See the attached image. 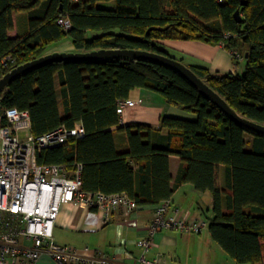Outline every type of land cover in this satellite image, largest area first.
I'll return each mask as SVG.
<instances>
[{
  "label": "trees",
  "instance_id": "obj_1",
  "mask_svg": "<svg viewBox=\"0 0 264 264\" xmlns=\"http://www.w3.org/2000/svg\"><path fill=\"white\" fill-rule=\"evenodd\" d=\"M244 1L169 0L167 10L164 0H0V79L65 39L82 53L168 56L164 40L222 44L236 62L237 54L244 58L242 73L189 67L241 116L264 125V0ZM23 12L29 31L11 38L14 14ZM61 16L70 18V30L57 24ZM136 88L160 94L197 119L163 117L159 130L120 126L119 102ZM0 106L28 111L37 137L82 123V138L45 149L38 162L69 171L81 165L89 193H126L140 207L156 206L175 193L170 159L180 157L176 186L191 183L213 196V240L238 264H264V135L235 123L177 70L130 58L52 62L13 80L0 94ZM115 127L126 131L128 150L118 151Z\"/></svg>",
  "mask_w": 264,
  "mask_h": 264
},
{
  "label": "built area",
  "instance_id": "obj_2",
  "mask_svg": "<svg viewBox=\"0 0 264 264\" xmlns=\"http://www.w3.org/2000/svg\"><path fill=\"white\" fill-rule=\"evenodd\" d=\"M57 24L65 31L73 26L67 16L59 17ZM131 104L129 100L119 102L120 125ZM31 127L28 111L0 106V264H40L44 255L57 264H116L101 254L89 256L88 248L79 250L55 241L54 229L62 207L74 204L95 209L107 223L115 209L125 208L132 213L140 205L126 193L84 191L81 165L69 171L60 165L39 164L38 156L45 149L82 138L86 131L81 123L73 128L63 125L38 137L32 134ZM22 132H28L27 137L22 138ZM207 227V222L199 218H185L171 200L156 205L149 233L139 243V264H160L158 258H148L157 232L200 234Z\"/></svg>",
  "mask_w": 264,
  "mask_h": 264
},
{
  "label": "crops",
  "instance_id": "obj_3",
  "mask_svg": "<svg viewBox=\"0 0 264 264\" xmlns=\"http://www.w3.org/2000/svg\"><path fill=\"white\" fill-rule=\"evenodd\" d=\"M164 3L169 5V0H164ZM28 31L29 15L24 12L15 13L14 29L9 32V36L17 38ZM161 43L167 52H177L179 61L187 66L207 67L212 73L237 74L245 70L244 67L242 71L240 66L242 62L245 63L244 58L236 62L233 53L222 44L183 40H164ZM55 52L72 53L76 49L71 40L65 39L55 43L48 54ZM128 100L132 104L123 115V125H120L123 127L141 124L159 130L163 117L197 119L195 114L168 104L160 94L148 89L132 90ZM113 132L118 151L128 150L126 131L115 127ZM181 166V158L171 156L172 184L176 190L169 200L182 210L185 218H199L207 222L208 227L200 234H183L176 230L157 232L148 255L149 260L158 258L160 264H238L211 236L209 225L215 215L211 193H201L191 183L176 186ZM154 217L155 205L141 206L132 213L125 208H117L110 221L104 223L101 213L95 209L65 204L54 229V239L63 246H72L79 250L88 248L87 253L92 257L101 254L116 261V264H139L142 253L139 243L148 235ZM40 264L57 263L44 255Z\"/></svg>",
  "mask_w": 264,
  "mask_h": 264
},
{
  "label": "water",
  "instance_id": "obj_4",
  "mask_svg": "<svg viewBox=\"0 0 264 264\" xmlns=\"http://www.w3.org/2000/svg\"><path fill=\"white\" fill-rule=\"evenodd\" d=\"M242 5H246V2L242 0ZM235 17L242 21L240 10L235 13ZM105 58H130L143 62H154L158 64H163L171 67L181 73L187 80H189L208 100L217 105L222 109L227 116L233 120L238 125L244 127L245 129L252 131L257 134L264 135V125L247 119L241 116L237 111H235L227 101L221 97L217 92H215L205 81H203L189 66L183 62L176 60L165 54H159L155 52H148L142 50H96L92 52H55L46 54L38 59L27 62L20 65L10 72H8L3 78L0 79V94L3 90L16 78L22 76L23 74L41 67L43 65L52 62L61 61H91ZM248 58V53L246 54Z\"/></svg>",
  "mask_w": 264,
  "mask_h": 264
},
{
  "label": "rangeland",
  "instance_id": "obj_5",
  "mask_svg": "<svg viewBox=\"0 0 264 264\" xmlns=\"http://www.w3.org/2000/svg\"><path fill=\"white\" fill-rule=\"evenodd\" d=\"M100 6L101 7L112 8L114 6V4L113 3H101ZM165 7L167 8V10H170L169 5L165 4ZM168 53L170 54V57L175 58L176 60L180 59V58H178L179 55L177 54V52L171 50ZM240 66H241L242 71H243V69L245 67V63L242 62V65H240ZM20 135H21L22 138L27 137L28 132H22ZM247 139H248V137H247ZM249 148H250V146H248V149Z\"/></svg>",
  "mask_w": 264,
  "mask_h": 264
}]
</instances>
